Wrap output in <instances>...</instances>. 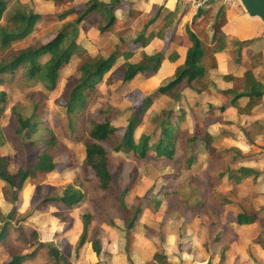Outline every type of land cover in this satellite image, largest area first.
Instances as JSON below:
<instances>
[{
    "label": "rangeland",
    "instance_id": "rangeland-1",
    "mask_svg": "<svg viewBox=\"0 0 264 264\" xmlns=\"http://www.w3.org/2000/svg\"><path fill=\"white\" fill-rule=\"evenodd\" d=\"M10 1L9 8L18 6L23 10V4H26L28 9L36 13L53 16L46 17L39 22L24 41L14 43L16 48H23L52 41L66 23L74 21L78 16L73 14L64 21H59L57 15L70 8L83 9L88 0H65L62 4L46 0ZM109 1L115 0H107ZM219 1L221 3L206 9L209 10L206 11V21L198 29L199 31L208 32V25L215 21L216 14L221 7L227 9L228 2L229 4L239 2L238 0ZM121 2L126 3L127 0ZM121 7L123 9L125 4H121ZM160 11L169 15L170 27L175 26L179 13L173 17L163 8ZM155 17L156 14L143 18V25L151 24ZM102 24L101 16L95 15L89 21L79 25L80 49L75 53L70 64L61 71L54 91L45 89L39 83L24 82L21 71L4 78L0 83V90L5 89L9 92L6 113L0 121V153L9 158L8 171L15 174L20 164L30 163L29 156L38 152L36 147H28L22 142L23 140L29 142V139L21 138L16 133L18 126L11 115L12 106L15 104L29 112L36 103L41 104V133H46L44 127L48 125L57 135L60 144L73 150L76 159V166L71 167L73 154H64L59 150L57 169L45 177L30 180L20 193L16 205L5 199L4 187L2 188L0 206L5 212L3 213L5 219H0V230L9 221L11 230H15V233L11 231L7 240L0 243V264L6 263L17 254H29L36 246L41 248L36 258L24 264H56L57 260L63 264H194L197 261L206 260L209 254H212L216 263L219 264H264L263 249H259L260 247L255 242L259 237L264 238V216L256 224L248 226H241L238 222L239 212L255 214L260 205L264 204L254 196L255 192H261V190L264 192V184L262 188L261 186L258 188L259 191L254 190L253 187L232 185L233 183L227 180L225 184L216 187L213 186L215 176L212 173L216 168H225L227 163L229 166L233 164L232 158L237 152L230 151L227 157L222 158L226 149L231 146H241L247 150L245 154L238 155L239 161L252 157V164L259 168L264 167L262 160V154L264 155V98L252 116H242L231 105L233 96H227L220 91L204 96L184 91L181 100L170 95L158 96L154 93L163 81L156 83L154 79L138 75L130 83L124 82L126 59L121 57L99 83L96 95L90 99L83 115L86 123L90 118L103 121L105 115H101L98 110L112 107L113 123L123 128L127 126L133 113L138 112L142 118L141 124L136 129V140L139 142L143 134H160L162 122L168 117L164 114L165 111L174 112L170 118L172 122L178 120V117L184 113L180 122L181 130L194 129V113L202 120L212 115L215 121L209 127L214 139L208 148L204 145L200 147L199 162L191 169L179 165L176 160L163 161L153 157L141 160L133 153H116L108 144H104L112 157L114 169L119 160L124 161V169L116 177L117 194L123 196L126 187H130V191L123 196L124 201L128 206L141 204L143 208L138 222L132 229V237H134L132 250H128L126 241L128 224L122 218L119 201L114 197L116 193L113 196L104 195L98 188L94 170L84 166L85 145L82 141L72 140V127L65 108L67 101L63 99L62 94L68 78L80 76V67L88 57H109L114 52H123V47L136 50V46H139H134V43L140 34L144 32L153 38L156 29L151 31L136 27L129 32L123 30L125 25L117 23L110 31L102 33L99 29ZM125 40L130 42V44L126 43L129 46L125 44L123 46ZM233 43L236 45L235 42ZM157 51L169 52L172 51V47L168 42L156 47L154 52ZM139 52L137 51L132 62L140 60ZM234 52L237 53V49H234ZM234 52H232L233 57L236 58L237 54ZM48 58L49 55H44L41 61L44 62ZM247 58L248 56L242 60V64L250 68L252 63L249 64L248 62L251 61ZM232 66L229 72H239L240 67L235 60ZM255 73L264 82V68L255 70ZM149 97H151V105L142 111V104ZM246 100L248 99L242 98L239 103L245 104ZM33 139H36V136ZM180 156L179 151L176 158ZM162 167L167 168L165 173L160 169ZM192 181L197 183L205 204L201 209L188 212L181 206L182 203L177 193L178 191L186 193L187 189L191 190ZM69 183L81 185L86 192L84 200L74 210H68L55 204L36 208L45 196L61 193L63 186ZM217 193L228 194L233 203L219 206L214 198ZM117 194L115 196H118ZM238 205L241 209H238ZM205 209L210 210V219L204 217L202 210ZM85 210L91 211L94 215L89 231L90 236L94 228L100 231L103 251L101 255H95V257H92L91 242H87L78 255L75 252L76 242L83 228L81 214ZM28 212L32 215L23 219ZM211 219L218 220L217 225L211 223ZM109 220L119 224L121 231L109 225L107 223ZM218 234L221 240L214 242ZM17 237L32 247L23 248ZM227 243L230 244L227 251L230 255L226 259H221L223 246ZM255 252L260 256V261H256Z\"/></svg>",
    "mask_w": 264,
    "mask_h": 264
},
{
    "label": "trees",
    "instance_id": "trees-1",
    "mask_svg": "<svg viewBox=\"0 0 264 264\" xmlns=\"http://www.w3.org/2000/svg\"><path fill=\"white\" fill-rule=\"evenodd\" d=\"M47 1L62 4L65 0ZM10 3V0H0V83L3 82L4 78L16 75V73L21 71L24 82L30 83L32 81L36 84L39 83L45 89L54 91L57 87L61 71L70 64L73 56L80 49V44L78 43L79 25L85 21H89L95 15H100L103 24L99 29L102 33H105L110 31L118 21L116 15L117 6L115 4L105 3L102 0H88L83 9L70 8L57 15L59 21H64L73 14L78 16L74 21L66 23L52 41L46 44L37 43L23 48H16L14 43L24 41L31 35L39 22L46 17L50 18L53 16L36 13L34 10L28 9L26 4H23V10L18 6L9 8ZM225 23L226 9L221 7L215 17L213 37L209 36L204 30L199 31V33L193 31L188 26L187 35L191 41V46L187 53L186 62L178 69L174 77L161 84L154 94L158 96L170 95L177 100H181L187 88L192 89L197 94H201L205 89L215 86L214 81L211 79V71L218 68L216 53L220 48L215 47L212 43L218 38V34L221 33V28ZM149 41V37L144 35L135 45L145 47L149 44ZM251 42L253 40L237 43L242 48ZM122 50L123 52H114L109 57H88L80 67V76H70L62 94L63 99L67 101L65 102V108L70 126L72 127V140L82 141L85 145L84 166L94 170L99 190L104 195L112 196L114 193L117 194L116 177L122 173L124 161L119 160L118 165L114 169L112 157L104 144H108L116 153H133L135 157L141 160H147L150 157L163 161L176 160L179 165L191 169L193 165L199 162L198 152L200 147L204 145V147L208 148L214 139V135L209 131V127L215 123L212 115L202 120L194 113V129L181 130L180 122L184 117V113L178 117V120L172 122L170 118H172L174 112L171 110L165 111L164 114H167L168 117L162 122L160 134H143L139 142L136 140V129L141 124L142 118L138 112L133 113L128 120L127 126L123 128L113 123L111 115L112 107L98 110L101 115H105L103 121L90 118L86 123L83 115L90 99L96 95L99 90V83L103 81L104 76L118 63L121 57L126 59L125 83H130L139 74H146V76L155 75L158 73L165 57L164 52H157L155 54L144 53L143 58L139 62H131L130 59L134 56V52L125 47ZM44 55H49V58L42 62L41 58ZM171 59L174 60L175 58L171 55ZM257 67L258 64L256 62L253 63L242 77H237L233 74L223 76L224 80L232 82L233 87L222 91V93L227 96H233L231 102L240 114H251L264 98V82L255 73ZM243 97L249 99L246 106H241L239 103V100ZM8 103L9 92L7 90H0V121L6 113ZM150 105L151 97L144 101L141 110H146ZM41 109V104L39 103H36L30 112L22 110L18 104L13 105L11 109L12 119L18 126L16 130L17 135L21 138L29 139V142L22 141L28 147H36L38 149L36 154L29 156L30 163L20 164L15 174L7 169L9 158L0 153V180L6 184L3 188L5 199L14 205L19 201L20 193L25 189L30 180L45 177L57 169V152L59 150L64 154H73L70 166H76L73 150L62 146L57 135L48 125L44 127L46 133H41ZM120 131L123 132L120 133ZM34 136H36V139H33ZM179 151L181 156L176 158V154ZM230 151L237 152L234 153L232 158L233 164L229 166L227 163L225 168L219 167L212 171L213 176H215L213 186H220L226 177L232 183L237 184H242L245 181H257L260 172L254 167L243 165L238 168L235 167L239 162L238 155L244 154L240 148H227L222 158L227 157ZM160 169L163 173L167 171L165 167ZM190 187L191 190L188 191L187 189L186 193L183 191H178L177 193L182 203L181 206L184 210H188V212L201 209L205 204V199L200 195L197 183L192 181ZM129 191L130 187H126L123 193L126 194ZM115 195L114 197L119 201L118 205L122 218L128 224L126 241L128 243V250L131 251L134 243L132 229H134L138 222L143 208L141 204L128 206L124 201V197L121 196L122 194ZM85 196L86 192L81 185L69 183L63 186L61 193L45 196L36 208L39 209L48 204H55L68 210H74L84 200ZM214 198L219 206L231 203L229 196L223 193L215 194ZM158 203L161 204V202ZM202 211L204 217L210 219V210L205 209ZM31 215L28 212V214L24 215L23 219H27ZM0 219H5L1 207ZM81 219L83 228L76 242V254L78 255L80 249L87 242H91L94 252L97 255H101L103 247L100 231L94 228L91 236L89 232L94 220L93 213L87 210L82 211ZM258 219V216L251 217L245 213L238 215V222L241 225L253 223ZM210 221L216 225L218 223L216 219H211ZM9 223L7 221L1 227L0 243L7 240L11 231L15 233V230H11L12 227H10ZM107 223L121 231L120 225L115 221L109 220ZM17 240H19V244L25 249L32 247V245L19 238ZM220 240L221 236L218 234L213 241L219 242ZM258 242L264 247V239L262 237L258 239ZM229 246V243L224 244L221 259H225V251ZM40 249V246H36L31 253L17 254L4 264H24L26 261L35 258ZM56 264L63 263L57 260Z\"/></svg>",
    "mask_w": 264,
    "mask_h": 264
},
{
    "label": "crops",
    "instance_id": "crops-1",
    "mask_svg": "<svg viewBox=\"0 0 264 264\" xmlns=\"http://www.w3.org/2000/svg\"><path fill=\"white\" fill-rule=\"evenodd\" d=\"M102 1L105 3L115 4L117 6L116 7V15L118 17L117 23H119V25H122V24L125 25V27L123 28L124 31L132 32L136 27H139V29L142 28L144 30H151V31L152 29H156V33L153 38L149 37L143 32L140 34V37L135 41L136 43L145 35L146 37H149L150 39L149 44L147 46L145 47L142 45H140L139 47L136 46V50L126 48L134 52V56L130 59L131 62H132V59L137 55V51H140L139 52L140 57H141L140 60L143 58L144 53H148V54H155L157 52L165 53V57L163 58V61H162V64H161V67L158 73H156L155 75H149V76H146V74H139L147 79L149 78L154 79L156 83H160L161 81L165 82L166 80L174 77L178 69L185 64L187 53L191 46V41L189 40V37L187 35V27L190 26L193 31L199 32L198 29L206 21L205 20L207 16L205 12L206 9L209 7L211 8L212 5L214 4L221 3V1L219 0H216L213 3H208L207 0H127L126 2L127 4L125 2H121L122 0H115L113 2H110V1L107 2V0H102ZM228 1L229 0H227V2ZM48 2H53V1H48ZM232 3L229 4L228 2L227 4L226 23L222 26L221 33L218 34V38L212 43L215 47L220 48V50L216 53V58L218 61V68L211 71V79L214 81L215 86H211L205 89L203 93L198 94V95L204 96L206 94L207 95L216 94V92L218 91L222 92L224 90L232 88L233 87L232 82L224 80L223 76L227 74H233L237 77H242L248 69V67L243 66L244 63L242 64V60L245 59V57L247 56H248L247 58L248 61H251V62H248L249 64L251 63L253 64L254 62L258 64V67L255 70L257 69L260 70L264 67V23L260 19L251 18L246 13L245 9L243 8L240 2H234L233 4ZM235 3H239V4L236 5ZM121 4H125V7H123V9H121L122 8ZM162 8L167 10L168 11L167 13H171L173 17H175V14L179 13L178 21L175 24V26L170 27L171 26L170 20L168 18L169 15L161 12L160 9ZM154 14H156V17L153 19L151 24L145 23V25H143L144 23L142 22V19L149 15H154ZM213 25H214V21L208 25L210 30L208 29L207 34H210L211 37H213L214 35ZM246 40H253V42L245 45L242 48L238 46L237 42H242ZM167 41L169 42V45H171L172 51L154 52L156 47L158 46L160 47V45L162 44L164 45L168 43ZM127 42L128 41L125 40L124 44L126 46H129L126 44ZM233 42H235L236 45H234ZM128 43L130 44V42ZM135 43H134V46H135ZM234 49H237L238 52L235 53ZM232 52L237 54L236 58L233 57ZM171 55L172 57L175 58L174 60L171 59ZM233 60H235L236 64L240 67L239 72H229V70L233 67L232 66ZM163 82H161V84ZM211 89L215 91H212ZM2 90H5V89H2ZM209 90H211L212 92ZM185 91L191 94L192 93L197 94L193 92L192 89L190 88L185 89ZM243 98H246V97H243ZM241 99L239 100V102H241ZM248 100H246L247 102L245 104L240 103L241 106H246V104L248 103ZM231 105L233 108H235L238 111V109L232 104V102H231ZM258 107L259 106H257L252 111L251 114H241V115L242 116L244 115L252 116L253 113L256 111V109H258ZM226 136H229V135H226ZM231 147L240 148L244 152V154L247 151L241 146H231ZM249 151H252V150H249ZM247 158H250V159H247ZM247 158L246 160L244 159L242 161H239L235 167L238 168L242 165L254 167L258 172H260L259 178L257 179V181H245L242 184L233 183L232 185H236L240 187H253L254 190L259 191L258 188L260 186L262 188V185L264 184V167L262 168L257 167L255 164H252L253 162L252 157H247ZM262 160L264 162L263 154H262ZM226 180L230 181L226 177L222 184H225ZM5 185H6L5 182L0 180V191L1 192H2V188ZM225 195H228V194H225ZM254 196L257 199L264 202L263 190H261V192L260 191L255 192ZM232 203L233 202H231L230 204ZM238 209H241L240 205H238ZM1 210L3 211L2 208ZM257 210L258 212H256L255 214H249L244 211L238 213V215L241 213H245L251 217L252 216L259 217L257 221L253 223H249V224H243V225L248 226V225L256 224L261 219H263L264 204H262V206L260 205V207ZM3 213L5 212L3 211ZM258 239L255 240V242L257 243L256 245L260 247L259 249L261 250L263 249L262 251L264 252V247L258 242ZM228 250L229 249L225 251V259L227 258L228 255H230L229 252L227 253ZM257 252H255L254 257H256V261L257 260L260 261L261 258L260 256H258ZM95 255L97 254L93 250L92 257H95ZM209 255H212V254H209ZM245 255L247 254L245 253ZM33 259L26 261L25 263H28L32 261ZM204 261H198V262H204ZM214 263L217 264L215 259H214ZM244 264H247V263H244Z\"/></svg>",
    "mask_w": 264,
    "mask_h": 264
},
{
    "label": "water",
    "instance_id": "water-1",
    "mask_svg": "<svg viewBox=\"0 0 264 264\" xmlns=\"http://www.w3.org/2000/svg\"><path fill=\"white\" fill-rule=\"evenodd\" d=\"M216 0H207L208 3H213ZM246 13L251 18L260 19L264 23V0H239ZM195 264H215L212 255L204 262H195ZM218 264V263H217Z\"/></svg>",
    "mask_w": 264,
    "mask_h": 264
}]
</instances>
